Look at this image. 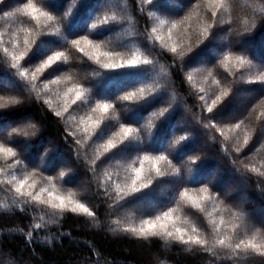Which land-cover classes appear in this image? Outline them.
<instances>
[{
    "label": "trees",
    "instance_id": "1",
    "mask_svg": "<svg viewBox=\"0 0 264 264\" xmlns=\"http://www.w3.org/2000/svg\"><path fill=\"white\" fill-rule=\"evenodd\" d=\"M31 2L53 19L40 17L37 24L17 11L22 0H0V144L16 152L0 153V264H264V221L253 216L264 209V0ZM37 48L47 55L62 51L68 60L33 80L42 63L32 57ZM22 51L28 55L13 67L12 56ZM80 90L93 107L113 106L99 128L93 125L99 112L73 103ZM131 93L133 99H122ZM242 99V110L228 116ZM121 128L133 129L123 142L116 135ZM110 139L117 147L105 152ZM145 155L166 157L158 164L163 174L144 161L133 192L132 168ZM231 175L238 180L230 189L240 187L242 198L222 188ZM25 178L23 193L48 201L41 189L59 188L94 215L55 210L17 193ZM117 185L124 189L120 196ZM165 186L167 198L160 193ZM184 192L192 199H181ZM134 201L141 202L131 208ZM169 211L174 237L206 243L131 231ZM240 240L262 245L260 252L235 249Z\"/></svg>",
    "mask_w": 264,
    "mask_h": 264
},
{
    "label": "snow or ice",
    "instance_id": "2",
    "mask_svg": "<svg viewBox=\"0 0 264 264\" xmlns=\"http://www.w3.org/2000/svg\"><path fill=\"white\" fill-rule=\"evenodd\" d=\"M23 3V7L22 8H18L17 11L19 12H23V14L27 17H30L32 20L36 21L37 24H39L40 22V17H45L47 20H52L53 17L50 16L47 12L41 11L39 8L36 7V5L34 3L31 2V0H27V2H24V0H22ZM149 3H151V0H149ZM219 7H224L223 2H221L219 5ZM38 14V15H37ZM213 16H215V13H213ZM176 25L173 24V27H175ZM153 31H155V29H153ZM88 45L95 47V48H99V45H93L92 41H85ZM80 40H74L73 41V46L76 47L79 51L83 52L84 49L80 48ZM24 44L27 46L29 45V41L27 39L24 40ZM4 51L6 52L7 49H4ZM171 51L173 53H175L177 51V49L174 47L171 49ZM28 55L27 51H22L19 53V55H13L12 59L14 61H16L17 63L13 64V67H18L19 66V61L24 60L25 57ZM102 55L108 56L110 55V53H103ZM44 56H47L46 59H43ZM32 57H36V58H40L42 59V63H40V65L38 67H36L32 73V79L36 80V73H43L45 70L47 69H52L53 72L59 71L60 68L62 67L61 63L58 62H66L68 60V57L65 55L64 52L62 51H53L51 55H47L46 52H44V50L37 48V50L35 52L32 53ZM91 58V57H90ZM229 59V57H225V60L227 61ZM237 60L240 61V64L243 65L245 63V61L243 59H241L240 57L236 58ZM139 60V57L134 58L132 61H129V64H135L137 63V61ZM29 63L31 61H28ZM97 62H99V57H97ZM142 63L144 64H148L150 63L149 60L145 59L142 61ZM56 67H53V66ZM103 67L105 68H115V67H123V65H115V64H104ZM28 73L24 70L20 71V76L24 77L27 76ZM68 79H71V77H68ZM189 80L191 79V77L188 78ZM260 79H264V76L260 77ZM58 81H53V83H57ZM79 87V86H77ZM73 89H69V92H71ZM140 94L142 95L144 92V89H140ZM222 95L227 96L228 93L224 92ZM136 96V93H131L129 95L124 96L122 99L124 100H131ZM84 97H85V92L83 90L77 91L76 93V99L73 100V103H76V101L80 100V101H84ZM201 99H203V97H201ZM221 99V97H216L215 100L212 101L213 105H215L217 103V101H219ZM85 103L89 104L90 110L92 113H96L99 112L101 114L100 118L93 121V125L96 128L100 127V124L102 123L103 119L105 118V115L109 113V110L113 107L111 104L109 103H104V102H96L94 107L91 106V102L88 101H84ZM208 112H212L213 109L211 107H209L207 109ZM161 115H163V113H161ZM89 120L92 119L91 116L88 117ZM210 119H212L210 117ZM215 126V125H213ZM237 128L240 127V124L236 125ZM17 132H23V130L17 129ZM85 131H87V129H85ZM133 132V129L131 128H121L120 133H117V136H120L122 134V139L120 142H123V140L127 139L130 134ZM24 135H27L26 132H23ZM107 134V128H105V130L101 133V135H106ZM181 139H184V137H181ZM79 143V141H77ZM247 139H245V143H247ZM117 147V142H115L113 139L108 140L107 144L104 146V151L107 152L109 149H114ZM128 147H130V145H125V149H127ZM125 149H122L121 151H124ZM0 153H3L5 155V157H14L16 156V152L13 151V149L11 147H5L4 144H0ZM166 159L165 156L163 155H159V156H155V157H150L145 155L143 157L142 160H140L139 158H137L138 162L140 163L141 167L139 168H132V171L135 173V179L132 180V187H131V191L135 192L138 191V189L135 187L136 183L138 180L141 179L143 173H144V168H143V163L144 161H149L152 165V168L155 170L157 175H162L163 173H161L158 164L161 161H164ZM137 161H133V163H136ZM64 173H61V176H63ZM110 178V177H109ZM13 180L16 179L15 176L12 177ZM9 183H11V181H9ZM28 183L27 178L19 181V187L15 188V191L21 195H28L29 197H31L32 200L34 201H38L41 204H48L52 209L55 210H59V211H65V210H70L71 212H80V213H86L88 216H92L94 215V213L84 204L81 203L80 201L76 200L74 198V193H68L67 196H56L54 197L55 200H58L59 203H53L52 200H48V201H44L42 199H40V197L37 196H33L31 192L28 193H23L21 191V189L24 187L25 184ZM148 183H151V180L148 181ZM141 188L147 187L146 184H141L140 185ZM46 191V189H41V192ZM202 195L200 196L201 200H206L208 199V189L207 188H203L200 190ZM124 192V189L120 188L119 185H117V195L120 196L121 193ZM49 195L51 196L52 193H49ZM184 198H188V199H192V197H189L187 192H184L181 194V199ZM198 206V205H197ZM172 219V213L171 211L169 212H165L163 213L162 216H157L155 218V220H144L143 221V226L140 227L139 229H131V231L133 232H137L138 235L140 237H144V238H148V237H155V236H166L169 238H173L174 237V233L172 231L168 230V221H171ZM159 229V231H156V229ZM193 231H195V229H193ZM177 233H182V230L177 228L176 229ZM175 239L179 240L182 243H192V244H196V245H203L206 243V241L201 240L198 237H189L187 240L184 239V235L181 234L179 236L174 237ZM253 240L255 239V237L252 238ZM216 243L220 246H225L228 248H231L232 246L230 244H226V241L224 239H219L216 241ZM243 247L244 251H247L249 249L255 251V252H260V249L262 247V245H258L253 243L251 240L248 241L247 243H245L244 240H240L239 243H237L235 245V249L239 250ZM264 254V253H262Z\"/></svg>",
    "mask_w": 264,
    "mask_h": 264
},
{
    "label": "rangeland",
    "instance_id": "3",
    "mask_svg": "<svg viewBox=\"0 0 264 264\" xmlns=\"http://www.w3.org/2000/svg\"><path fill=\"white\" fill-rule=\"evenodd\" d=\"M101 4V3H100ZM174 5H176V3L174 2L173 3ZM58 39V38H57ZM2 82H0V84H1ZM239 96H241V97H246V96H243V95H239ZM247 98V97H246ZM237 103V102H236ZM245 103H246V100L245 99H242V100H239L238 101V103L236 104V108H234V109H232V110H230L229 112H228V116H233L237 111L239 112L240 110H242V108L244 107V105H245ZM27 118H28V116L27 117H23V119H21V120H27ZM3 130V128L2 127H0V132ZM64 162L66 161V159L65 160H63ZM218 168H216L215 170L213 169V171L211 172V176H213L214 174H215V172H216V170H217ZM236 180H238V177L236 176V177H234V176H229V177H227L226 178V180L224 181V183L222 184V188H223V190L226 192L227 191V189H229L228 190V192H230L231 194H232V192H237V197H239V198H242V195H243V193H244V191L239 187V189L238 190H232V189H230V188H232V183H234ZM24 187H26L25 185H24ZM169 188H170V186H165V187H163V189L161 190V195L163 196V198H167L168 197V194H166L168 191H169ZM54 190V191H53ZM45 193H47V194H45ZM49 193H52V195L50 196L49 195ZM67 196L68 195V193H66V192H64V191H62V190H60L59 188H52V190L50 191V190H48V189H46V192L45 191H43L42 192V196L41 197H44V198H46V199H48V200H53L54 199V197H56V196ZM49 196V197H48ZM141 201H134V202H132L131 203V208H134L136 205H137V203H140ZM142 202H147V199H143V201ZM253 216H256V218L259 220V221H264V209H263V212H262V214H261V212L260 211H255V212H253ZM172 222V221H171ZM170 222V223H171ZM167 223V222H166ZM169 223V224H170ZM168 224V225H169ZM173 224H176V221L173 223Z\"/></svg>",
    "mask_w": 264,
    "mask_h": 264
}]
</instances>
